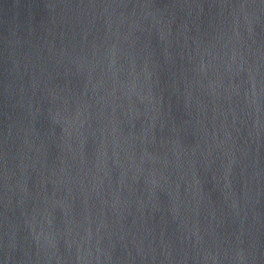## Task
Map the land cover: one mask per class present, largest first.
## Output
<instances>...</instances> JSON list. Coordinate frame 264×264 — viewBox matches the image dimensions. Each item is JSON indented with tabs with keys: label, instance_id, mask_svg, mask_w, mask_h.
I'll return each instance as SVG.
<instances>
[{
	"label": "water",
	"instance_id": "95a60500",
	"mask_svg": "<svg viewBox=\"0 0 264 264\" xmlns=\"http://www.w3.org/2000/svg\"><path fill=\"white\" fill-rule=\"evenodd\" d=\"M0 264H264V0H0Z\"/></svg>",
	"mask_w": 264,
	"mask_h": 264
}]
</instances>
